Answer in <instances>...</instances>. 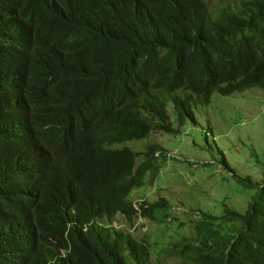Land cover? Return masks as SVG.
<instances>
[{"label": "trees", "instance_id": "obj_1", "mask_svg": "<svg viewBox=\"0 0 264 264\" xmlns=\"http://www.w3.org/2000/svg\"><path fill=\"white\" fill-rule=\"evenodd\" d=\"M252 88L264 0H0V264H149L145 240L99 219L166 218L165 200L131 196L171 156L115 146L179 134L194 98ZM237 181L245 213L203 216L221 225L171 249L185 264H264V180Z\"/></svg>", "mask_w": 264, "mask_h": 264}, {"label": "rangeland", "instance_id": "obj_2", "mask_svg": "<svg viewBox=\"0 0 264 264\" xmlns=\"http://www.w3.org/2000/svg\"><path fill=\"white\" fill-rule=\"evenodd\" d=\"M205 1L214 8L230 0ZM194 102L195 119L188 120L179 134L156 129L147 139L115 146H126L140 154L138 163L151 144L171 156L157 158L155 180L149 182V174L145 185L131 196L139 203L165 200L166 218L155 214L152 219L138 218L132 225L119 215L110 222L99 219L100 224L145 240L150 247L149 264H185V259L171 249L195 242V224L211 223L218 230L221 221L204 222L205 215L218 217L227 209L245 213L254 192L245 191L238 179L251 184L264 180V89L252 88L230 96L215 92L208 105ZM168 112L172 128H177L172 103ZM197 245L190 247L192 255Z\"/></svg>", "mask_w": 264, "mask_h": 264}, {"label": "bare ground", "instance_id": "obj_3", "mask_svg": "<svg viewBox=\"0 0 264 264\" xmlns=\"http://www.w3.org/2000/svg\"><path fill=\"white\" fill-rule=\"evenodd\" d=\"M194 100H196V98H194ZM169 103H172V102H169ZM169 103H168V105H169ZM173 105V104H172ZM175 112V111H174ZM169 113V112H168ZM170 116V115H169ZM175 117H176V114H175ZM195 119V118H194ZM169 122H170V124H171V121L169 120ZM176 122H177V119H176ZM172 125V124H171ZM147 139V138H146ZM144 140V139H143ZM138 141H141V140H138ZM132 142H134V141H132ZM127 143H129V142H127ZM124 144H126V143H123V144H120V145H124ZM150 146V145H149ZM122 148H127L126 146H124V147H122ZM122 148H120V149H122ZM148 148V147H147ZM130 149V148H129ZM132 150V149H131ZM138 206H139V203H138V205L137 204H134L133 205V207H134V209L135 210H137L138 211Z\"/></svg>", "mask_w": 264, "mask_h": 264}, {"label": "clouds", "instance_id": "obj_4", "mask_svg": "<svg viewBox=\"0 0 264 264\" xmlns=\"http://www.w3.org/2000/svg\"><path fill=\"white\" fill-rule=\"evenodd\" d=\"M104 222V221H103Z\"/></svg>", "mask_w": 264, "mask_h": 264}]
</instances>
